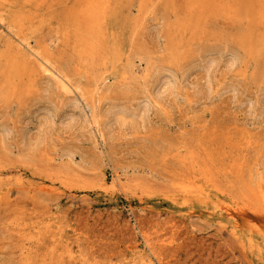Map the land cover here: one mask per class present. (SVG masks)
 Wrapping results in <instances>:
<instances>
[{"label": "rangeland", "instance_id": "rangeland-1", "mask_svg": "<svg viewBox=\"0 0 264 264\" xmlns=\"http://www.w3.org/2000/svg\"><path fill=\"white\" fill-rule=\"evenodd\" d=\"M83 2L0 3V264H264V0H111L121 74L97 53V77L69 34ZM38 47L79 92L38 73ZM163 73L177 86L144 113Z\"/></svg>", "mask_w": 264, "mask_h": 264}, {"label": "bare ground", "instance_id": "bare-ground-1", "mask_svg": "<svg viewBox=\"0 0 264 264\" xmlns=\"http://www.w3.org/2000/svg\"><path fill=\"white\" fill-rule=\"evenodd\" d=\"M7 1H9V0H0V3L4 4V3H7ZM119 4H121V3H119ZM82 6H83L82 8H80L78 10H74L71 13H69L68 18H67V22H68L69 27H70L69 34H72L73 45H74L75 52H76L75 57L78 58V60L76 61V64L80 68L88 67L90 69V71H92L93 77L94 76L97 77L98 74L95 75V73H97L98 70H96L94 67H95V65L97 66V64H95V60L97 57L96 54L98 53L99 60L100 59H102L103 61L108 60L109 63L115 69L112 73L113 76L121 74V72L116 69L117 68V66H116L117 62L122 60L120 53L118 52V50H115V49L108 51V49L106 48L107 46L104 45V43H105V41H104L105 38L103 37V35H104L103 34L104 24H105L106 16H108L109 13L112 12L111 0H84ZM0 21L2 23V20H0ZM108 22H110V21H108ZM25 38H27V37H25ZM25 40H27V39H25ZM103 41H104V43H103ZM26 43H27V41H26ZM15 48H17V50H18V51H15L16 52L15 56L17 58V61L13 62L12 66L11 65L10 66L15 68V69L20 70L21 67H19V65L22 62L19 63V61L27 60L28 57L26 56V54H24V52L22 51V49L20 47L15 46ZM32 52L34 54L35 60L37 61L36 64H38V73L40 75H46V77H49L50 79H52L55 82V86H53V88L56 87V89L59 90L60 96L64 97L68 94H71L74 91L79 92V90H81V87L78 83H72L70 81V79H69L70 76L67 74L69 71H67V69L65 67L63 68L61 66H58L56 61L53 59V57L49 51L38 47V49H36L35 51H32ZM208 62L207 61L205 62V66H207L210 71L214 70L217 67V60L210 58ZM206 63H208V64L206 65ZM228 64L234 65L235 63L233 64V60H232ZM219 65L220 64H218V67H219ZM23 67H25V65ZM207 67H206V69H207ZM133 71H134L133 65H129V64H128V66H125L123 69V73L124 74L126 73L128 75L130 74V76H131V73H133ZM100 72L101 71L99 70V73ZM105 72H106V70H105ZM103 73L104 72H102V74ZM208 73H206L207 75H205V77H207V79H208L207 82L209 81ZM100 74H99L100 77L98 79L93 78L94 80H98L99 82L101 80L99 85H97V83H98L97 81H95V83L93 84V85L96 84V86H95L96 89L94 88L95 89V91H94L95 95H99L101 88L103 87V85L107 81V79L109 78V76H104L105 73L103 75H100ZM162 75H164V79H162L163 81L161 82L159 79L163 78V77L160 75L159 79H158L159 83L157 85H154V86H152L151 84L148 85V82H146L144 84H141V86H140L139 90L142 92V97H141L142 101H141V103L137 104V107L138 108H144V113L152 105L154 106L155 104L158 103L159 100L163 99V95L166 93V91H169V90L173 91L174 88L177 86L178 81L176 79H174V77H167L166 73L165 74L163 73ZM163 85H165V88H163V90H161V88L164 87ZM210 88H211V86H210ZM121 92H124L125 94H129V88H128L127 84H125V86L121 89ZM83 96L84 95L81 93L80 97L82 99L84 98ZM96 99H98V97ZM91 100L93 101V99H91ZM82 102H85V101H82ZM71 103H72V101H71ZM84 104L87 105L88 108L90 107L88 104H86V103H84ZM75 106H77V105H75ZM91 107H93V105H91ZM91 107H90V109H91ZM118 108H119L120 112L124 111V113H125V111L126 112L128 111V109H126L123 106H119ZM94 109H95V107H93V110ZM93 110L91 111V113H93V115H94ZM116 111L118 112V109ZM110 114L112 115L113 111L110 112ZM93 115L91 114L92 123L94 124L95 128L97 129L98 124H97V121L95 119V115L94 116ZM186 165H188V164H186ZM206 168H208V167H205V170L196 169L193 171V174H201L202 176L204 175V177H206V182L211 184V183H213L212 182L213 178L210 177V174H211L210 169H206ZM194 176H195L194 177L195 179H197L199 177V175H194ZM101 179H103V178H101ZM201 180H202V178H201ZM195 181H197V180H195ZM212 185H214V184H212ZM247 186H249V185H247Z\"/></svg>", "mask_w": 264, "mask_h": 264}]
</instances>
